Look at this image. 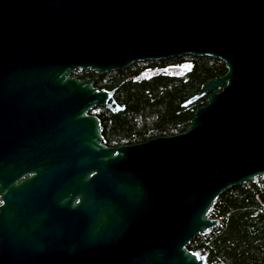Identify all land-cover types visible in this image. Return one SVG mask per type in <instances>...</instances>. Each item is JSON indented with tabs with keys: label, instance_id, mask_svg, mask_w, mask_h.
<instances>
[{
	"label": "water",
	"instance_id": "95a60500",
	"mask_svg": "<svg viewBox=\"0 0 264 264\" xmlns=\"http://www.w3.org/2000/svg\"><path fill=\"white\" fill-rule=\"evenodd\" d=\"M186 54L226 68L187 128L106 145L98 77ZM263 175L264 0H0V264H209L188 244Z\"/></svg>",
	"mask_w": 264,
	"mask_h": 264
},
{
	"label": "trees",
	"instance_id": "16d2710c",
	"mask_svg": "<svg viewBox=\"0 0 264 264\" xmlns=\"http://www.w3.org/2000/svg\"><path fill=\"white\" fill-rule=\"evenodd\" d=\"M182 61L188 67L181 73L141 75L147 68H166ZM225 71L220 59L190 54L135 62L100 75L94 85L114 90L112 100L124 110L95 107L90 112L100 119L108 146L176 134L187 128L193 115L194 106H183L184 101L202 83ZM89 73L75 70L72 75L83 78ZM205 100L206 96L201 97L195 106ZM209 215L219 219L218 225L209 234L193 238L188 249L206 252L209 264H264V184L246 182L228 188L217 197Z\"/></svg>",
	"mask_w": 264,
	"mask_h": 264
},
{
	"label": "rangeland",
	"instance_id": "374dc122",
	"mask_svg": "<svg viewBox=\"0 0 264 264\" xmlns=\"http://www.w3.org/2000/svg\"><path fill=\"white\" fill-rule=\"evenodd\" d=\"M183 63L180 64H169L166 68L170 74H178L186 70L188 65L185 63V61H182Z\"/></svg>",
	"mask_w": 264,
	"mask_h": 264
},
{
	"label": "flooded vegetation",
	"instance_id": "af4514ba",
	"mask_svg": "<svg viewBox=\"0 0 264 264\" xmlns=\"http://www.w3.org/2000/svg\"><path fill=\"white\" fill-rule=\"evenodd\" d=\"M166 68H167V67H166ZM166 68H160V69H155V70H154V69H148V68H147V69H145V70L141 73V75L144 76V77H149V76H151V75H153V74H155V73H158V72H162V73L167 74V73H169V72H168V70H167ZM89 74H90V73H89ZM98 78H99V77H98ZM94 85H95V84H94ZM203 96H206V97H207V95H202L201 97H203ZM201 97H200V98H201ZM200 98H199V99H200ZM199 99H198V100H199ZM198 100H197V101H198ZM197 101H196V102H197ZM196 102H195V103H196ZM200 102H201V101H200ZM195 103H193V104H191V105H189V106H192V107H193V106H195ZM196 105H197V104H196ZM191 110H192V109H191Z\"/></svg>",
	"mask_w": 264,
	"mask_h": 264
},
{
	"label": "built area",
	"instance_id": "2783aa9c",
	"mask_svg": "<svg viewBox=\"0 0 264 264\" xmlns=\"http://www.w3.org/2000/svg\"><path fill=\"white\" fill-rule=\"evenodd\" d=\"M261 184H264V175L262 176V178H261V180L259 181ZM205 236V235H204ZM202 253H205L206 254V252H202Z\"/></svg>",
	"mask_w": 264,
	"mask_h": 264
}]
</instances>
